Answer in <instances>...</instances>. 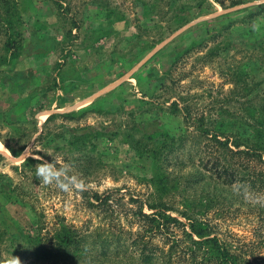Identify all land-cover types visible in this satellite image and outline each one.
<instances>
[{
  "label": "rangeland",
  "instance_id": "374dc122",
  "mask_svg": "<svg viewBox=\"0 0 264 264\" xmlns=\"http://www.w3.org/2000/svg\"><path fill=\"white\" fill-rule=\"evenodd\" d=\"M15 1L25 46L0 70V225L65 223L90 246L118 233L110 247L127 246L124 230H144L138 211L162 207L186 222L193 205L228 243L264 254L257 208L200 174L195 134L202 116L221 113L234 131L251 105L264 116V0ZM171 138L177 149L162 146ZM54 156L87 191L39 181L36 166Z\"/></svg>",
  "mask_w": 264,
  "mask_h": 264
},
{
  "label": "trees",
  "instance_id": "16d2710c",
  "mask_svg": "<svg viewBox=\"0 0 264 264\" xmlns=\"http://www.w3.org/2000/svg\"><path fill=\"white\" fill-rule=\"evenodd\" d=\"M17 5L15 0H0V36L7 38L3 42L5 52L0 55V70L20 57L25 46L24 30L20 25L22 15ZM261 103L264 109V101ZM173 107L181 109L178 102H173ZM182 109L186 110L184 118L188 123L193 115L188 106ZM249 109V118L244 116L236 131L226 130L228 123L221 113L212 121L202 116L195 122L198 131L195 134L204 139L197 165L200 174L205 173L216 188L231 191L243 199L242 187L264 196V116L259 105H251ZM256 111H260L259 116L255 115ZM214 120L219 121L221 130L209 126ZM186 138L187 133L179 137L182 146ZM176 140L165 139L162 146L177 149L174 146ZM96 200H102V197L96 194ZM252 205L257 208L258 219L264 221V203ZM199 211L193 205L188 206L184 212L187 221L184 222L162 207L151 214L140 210L137 215L143 220L144 230L135 233L124 230L130 234V242L127 246L117 244V247L110 245H115L121 233L112 234L117 240L106 237L102 248H98L96 240L90 246L85 239L87 235L65 223L46 231L41 226L35 232L19 229L16 233L8 226L0 225V264L10 261L1 247L5 243H8L7 251L19 257L20 262L33 257L46 264H264V254H250L244 246L228 243ZM159 236L163 238L162 243L155 242Z\"/></svg>",
  "mask_w": 264,
  "mask_h": 264
},
{
  "label": "clouds",
  "instance_id": "9594fccd",
  "mask_svg": "<svg viewBox=\"0 0 264 264\" xmlns=\"http://www.w3.org/2000/svg\"><path fill=\"white\" fill-rule=\"evenodd\" d=\"M35 174L42 184H55L64 192L72 190L87 191L89 187L83 179L72 173L70 165L62 164L55 156L52 162L43 161L38 164ZM241 190L248 202L256 204L264 203V196L255 194L246 187H242ZM9 264H20V261L17 257H14L9 261Z\"/></svg>",
  "mask_w": 264,
  "mask_h": 264
},
{
  "label": "bare ground",
  "instance_id": "6f19581e",
  "mask_svg": "<svg viewBox=\"0 0 264 264\" xmlns=\"http://www.w3.org/2000/svg\"><path fill=\"white\" fill-rule=\"evenodd\" d=\"M0 145H1V146H0V148H2L3 146H2V144H1V143H0Z\"/></svg>",
  "mask_w": 264,
  "mask_h": 264
}]
</instances>
